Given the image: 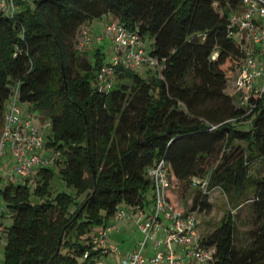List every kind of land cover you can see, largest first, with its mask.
<instances>
[{
	"label": "trees",
	"instance_id": "obj_1",
	"mask_svg": "<svg viewBox=\"0 0 264 264\" xmlns=\"http://www.w3.org/2000/svg\"><path fill=\"white\" fill-rule=\"evenodd\" d=\"M17 5L13 16L0 11V137L17 88L27 112L49 122L46 146L62 153L60 178L85 197L53 194L55 168L39 169L34 188L31 178L2 187L0 174V197L13 218L4 264H93L92 233L113 224L118 206L148 204L154 186L147 172L161 159L181 199L194 180H207L188 211H209L208 196L219 189L231 212L248 205L255 215L245 247L236 246L239 213H228L207 234L199 223L202 244L215 249L210 264H264V93L253 92L245 104L226 92L244 58L243 42L231 34L242 0ZM104 16L153 40L149 53L160 76L118 67L111 89H99L98 76L110 64L100 48L93 62L86 60L76 37Z\"/></svg>",
	"mask_w": 264,
	"mask_h": 264
},
{
	"label": "built area",
	"instance_id": "obj_2",
	"mask_svg": "<svg viewBox=\"0 0 264 264\" xmlns=\"http://www.w3.org/2000/svg\"><path fill=\"white\" fill-rule=\"evenodd\" d=\"M18 0H0V11L13 16L18 10ZM237 27L234 37L240 36L243 42L244 58L240 63L235 79V90L243 95L240 101L248 103L253 92L264 93V0H242L240 13L232 16ZM80 46L93 41L88 28L80 34ZM110 38L113 43V59L98 76L100 90L108 91L113 84L115 69L124 67L135 72L158 68V60L153 57L145 40L138 31H131L118 21L112 20L105 27L104 35L96 40ZM262 83H258V80ZM26 105L18 98L17 88L6 103V114L0 137V174L6 179L17 182L30 178L41 168H52L62 159L60 151L46 152L50 149L42 131L28 117ZM49 128V122L46 123ZM148 178L154 186L153 212L146 214L144 208L120 205L115 217H126L135 222L144 239L127 254L108 243L109 233L116 230L115 225L95 230L91 245L96 257L93 264H210L215 254L214 248L205 247L200 238L199 215L197 212L179 209L171 197L173 177L170 166L161 159L151 167ZM193 186H207V180H194ZM3 211V210H2ZM172 222L170 226L167 222ZM5 231L0 226V240ZM90 256L86 253V258ZM104 261V262H103Z\"/></svg>",
	"mask_w": 264,
	"mask_h": 264
},
{
	"label": "rangeland",
	"instance_id": "obj_3",
	"mask_svg": "<svg viewBox=\"0 0 264 264\" xmlns=\"http://www.w3.org/2000/svg\"><path fill=\"white\" fill-rule=\"evenodd\" d=\"M25 4H28L29 6H34V0H23ZM112 20L116 21L111 16H104L101 19H96L88 24L86 26L82 27L76 37V48L79 50L80 54L83 55L86 60L89 62H93L94 59V51L97 48H100L103 55H104V63L110 64L112 63L113 59V43L110 38H104L100 41L96 40L98 37L104 35L105 27L108 23H110ZM88 28L91 36L93 38V41L90 42V44L85 45L83 47L80 46V34L82 33L84 28ZM237 39L241 41L240 36L238 35ZM153 40H146L145 46L148 50L152 49ZM146 71H149L147 74ZM141 76H144L145 78L147 76H160V72L158 71V68H151V69H144L141 72H139ZM238 72H231L228 77V86H227V94L233 96L235 99L240 100L243 95L239 94L235 90V79ZM258 83H262V81L259 79ZM245 106V105H243ZM26 110V107H25ZM28 117L33 120V123L42 131V135L45 139V141L48 138V135H50V129L46 126L47 122H42L40 119V115L38 112H27ZM245 127L247 126L244 125ZM46 152L52 153V150H48ZM59 167L62 166V163L58 164ZM52 168H55L53 166ZM55 177L52 181V188H53V194H56L61 191H66L67 193L76 196V191L74 188L67 186V184L60 178L59 170L55 168L54 170ZM2 176V187H5L10 184V182L6 179V175L4 173H1ZM30 186L34 188L36 185L37 179L34 176L30 177ZM23 183V179H19L17 182H14V185H17L18 183ZM201 186H193L191 189V192L188 193L187 197L185 199L180 198V193L178 186L176 185V182H173V187L171 190V197L172 200L175 202L177 207L179 209H182L184 211H188L191 207L192 198L196 194L197 191L201 190ZM153 193L149 192L147 195V202L146 206L144 207V211L146 214H151L153 212L154 202H153ZM85 195L76 196V200L78 202H81L84 199ZM209 203L211 204V209L207 212L202 213L200 215L199 220L201 223V230L204 234L210 233L213 230H215L222 219L228 214L233 213L237 214L239 213V216L237 219V237H236V246L237 247H245L250 240V232L255 230L256 224H255V215L250 212L248 209V205H244L239 211L231 212L232 209L228 203L227 197L224 195L222 191L219 189L213 190L209 194ZM75 207H71V210H73ZM3 210V211H2ZM111 222L115 225L116 230H113L109 233L108 236V243L112 248H118L122 252H127L131 249V247L138 243L139 241L144 239V236L142 232L139 230L137 224L133 222L130 218L126 217L124 219L119 220L117 217H112ZM13 218L11 215V212L7 208L4 200L2 197H0V226L5 231V237L0 240V264H4V254H5V244L7 241V233L8 228L12 225ZM170 226H172V222H167ZM102 228V227H101ZM112 258H107V260L104 262V264H107L110 262Z\"/></svg>",
	"mask_w": 264,
	"mask_h": 264
},
{
	"label": "crops",
	"instance_id": "obj_4",
	"mask_svg": "<svg viewBox=\"0 0 264 264\" xmlns=\"http://www.w3.org/2000/svg\"><path fill=\"white\" fill-rule=\"evenodd\" d=\"M136 244H137V243H136ZM136 244H134V245L131 247V249H130L129 251H127V252H124V251H123V253H124V254H127L128 252H130V251L136 246ZM109 258H112V257L110 256ZM111 261H112V260H110V262H111ZM110 262H109V263H110ZM109 263H107V264H109Z\"/></svg>",
	"mask_w": 264,
	"mask_h": 264
}]
</instances>
